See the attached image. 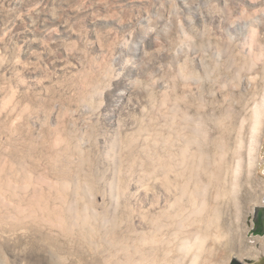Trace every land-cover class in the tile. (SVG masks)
I'll return each mask as SVG.
<instances>
[{"label":"rangeland","instance_id":"1","mask_svg":"<svg viewBox=\"0 0 264 264\" xmlns=\"http://www.w3.org/2000/svg\"><path fill=\"white\" fill-rule=\"evenodd\" d=\"M185 1L192 0H0V264H135V250H146L135 239L159 227V233L165 232L170 221L160 215L167 194L164 185L123 184L117 178L134 171L119 163L109 167L104 161L98 172L106 178L102 185L63 186L56 179L70 172L74 150L63 151V145L53 146L52 141L57 132H98L105 124L114 89L110 83L118 77V67L135 64L136 72H131L135 88L158 80V85L165 81L172 85L183 51L187 62L194 58L210 64V74L202 63L197 71L204 80L207 74L212 79L206 92L209 88L213 93L217 115L221 109L252 102V87L264 67L260 59L256 61L261 54L244 53L238 40L233 52L226 54L230 68L221 64L222 57L221 63L212 61L200 37L183 38L177 29ZM195 4L206 17L207 38L217 54L235 33L232 25L244 9L257 13L264 8V0H196ZM147 15L152 26H158L146 52L138 54L133 52L134 36L148 30L142 21ZM261 39L264 42V33ZM159 50L164 56L149 64ZM116 145L111 136L94 151L110 156ZM256 152L251 168L247 158L238 173L239 199L249 191L248 202L239 212L233 202H226L221 229L209 230L219 240L204 245L196 264H230L233 258L264 264V235L252 231L255 207L264 206V129ZM84 154L85 163L77 173L81 179L93 168ZM112 176L116 180L110 181ZM199 189L213 207L215 191ZM182 225L185 229L183 220ZM227 235L237 236V248L226 246ZM163 251L167 249L158 253ZM193 253L185 263H191Z\"/></svg>","mask_w":264,"mask_h":264},{"label":"bare ground","instance_id":"2","mask_svg":"<svg viewBox=\"0 0 264 264\" xmlns=\"http://www.w3.org/2000/svg\"><path fill=\"white\" fill-rule=\"evenodd\" d=\"M195 1H185L183 7L181 6L184 14L177 23V29L183 38L191 40L200 37L202 49L212 57L210 59L212 61L217 59L218 62L224 59L220 63L227 69L232 62L226 54L233 52L238 40L243 42L244 53H260L261 56L257 55L256 61L260 59L264 63V42L261 39V34L264 33V8L257 13L248 9L241 11L242 15L238 21L235 23L232 21L235 33L229 34L230 40L223 44L224 47L220 48L217 54L213 51L214 42H211L209 35L207 38V29L204 25L206 17L198 10ZM227 16L226 12L223 13V18ZM142 21L148 30L146 29L147 31L139 37L134 36L137 41L133 52L138 54L146 52L147 45L155 36L158 26H152L150 15L144 16ZM131 38L133 39L132 35ZM192 50L196 53L194 45ZM184 52L178 78L172 85L166 81L158 85V80L157 86L145 84L141 88H135L131 81V72L135 69H132L135 64L130 67L126 66L127 64L118 67L120 69L115 75L118 77L110 83L114 89L111 90V100L105 112V124L96 129L98 132L92 130V133L84 134L57 132L52 141L53 146L63 145V148L61 147L63 151L74 150L73 168H70L68 174L56 179L57 183L60 182L63 186L79 183L102 185L106 178L98 172L105 167V162L109 167H118L120 164L134 171L130 176L123 175L117 178L123 184L164 185L167 194L160 215L167 218L170 223L166 224L168 227L163 233H159L161 228L155 226L157 229L153 232L135 239L143 248L146 246L142 253L135 250L133 254L134 261L137 260L135 264H187L185 260L193 252L190 264L199 263L204 245L211 239L215 242L219 240L215 236L211 237L209 230L221 229L223 207L233 202L235 212H239L250 196L248 191V194L239 199L238 173L245 159L248 158L249 168L255 162V153L264 129V67L260 79L252 87L250 97L252 102L249 100L232 107L231 110L221 109L217 115L213 110L215 99H212L213 93L208 90L209 88L206 92L207 81H212L208 75L211 71L210 64L194 58L187 62V55ZM163 54L164 52L159 50L155 61L151 60L149 64H154L164 56ZM221 57L223 59H220ZM198 63H202L208 72L206 80L197 71ZM253 68L251 67L249 71ZM122 74L127 76L123 80L119 78ZM205 92L210 95L205 97ZM143 97L147 99L143 100ZM111 136L118 144L117 150L110 156L102 155L99 151L95 153L94 148L101 147ZM83 153L90 157L89 161L93 168L90 175L81 179L82 176L77 173L85 163ZM22 170L29 175L27 169L23 167ZM249 178L251 175L248 172L247 179ZM114 180L116 178L112 176L110 181ZM199 186L215 191L213 207L209 205L205 193H202ZM182 220L186 223L185 229L182 227ZM166 233L167 238H162ZM226 238L228 248L235 249L239 246L237 236L227 235ZM162 244H164L162 248H159ZM160 249L167 251L158 253Z\"/></svg>","mask_w":264,"mask_h":264},{"label":"water","instance_id":"3","mask_svg":"<svg viewBox=\"0 0 264 264\" xmlns=\"http://www.w3.org/2000/svg\"><path fill=\"white\" fill-rule=\"evenodd\" d=\"M252 231L254 234L264 235V206L255 207L254 227ZM230 264H246V263L237 258H233Z\"/></svg>","mask_w":264,"mask_h":264}]
</instances>
